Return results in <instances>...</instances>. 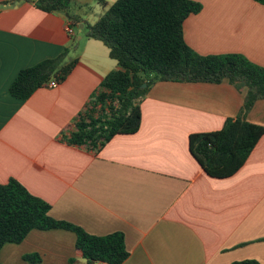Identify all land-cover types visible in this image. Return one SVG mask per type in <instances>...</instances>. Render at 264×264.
I'll return each instance as SVG.
<instances>
[{
    "label": "crops",
    "instance_id": "0c3cea01",
    "mask_svg": "<svg viewBox=\"0 0 264 264\" xmlns=\"http://www.w3.org/2000/svg\"><path fill=\"white\" fill-rule=\"evenodd\" d=\"M194 1L202 9L183 24L194 51L242 54L264 66V4ZM77 2L76 13L91 24L106 9L99 0ZM69 25L64 12L0 0V184L18 180L51 204L52 217L91 234L122 231L130 252L123 264H264V134L226 178L208 175L189 148L191 134L218 131L239 115L247 89L227 79L157 81L140 104L139 130L115 135L96 153L67 137L118 62L102 41L85 35L84 22L73 34ZM74 41L68 59L78 61L57 87L42 86L27 99L9 93L22 69L59 56ZM246 119L264 127V99ZM76 240L67 229H33L20 243H6L0 262L27 264L24 255L38 253L44 264H85Z\"/></svg>",
    "mask_w": 264,
    "mask_h": 264
},
{
    "label": "trees",
    "instance_id": "16d2710c",
    "mask_svg": "<svg viewBox=\"0 0 264 264\" xmlns=\"http://www.w3.org/2000/svg\"><path fill=\"white\" fill-rule=\"evenodd\" d=\"M46 12H64L75 28L86 24L84 33L102 41L118 67L107 74L79 114L67 141L99 152L117 134H132L141 126V102L157 81L213 82L228 80L239 91L247 89L239 115L226 120L222 129L194 133L189 137L191 154L204 171L215 178L235 174L264 134V127L249 122L247 113L264 99V66L242 54L201 55L185 41L183 24L202 9L194 0H115L94 23L76 13L77 0H25ZM264 4V0H256ZM77 42L54 58L22 69L9 93L29 98L51 79L64 81L78 59H68ZM146 84V87H143ZM51 204L31 193L16 179L0 184V250L6 243H20L33 229L62 228L76 236L77 254L85 264H123L130 255L122 231L105 235L50 215ZM27 264H44L38 253L24 255ZM71 258L70 263L75 264ZM0 264H4L0 262ZM231 264H263L257 259Z\"/></svg>",
    "mask_w": 264,
    "mask_h": 264
},
{
    "label": "built area",
    "instance_id": "2783aa9c",
    "mask_svg": "<svg viewBox=\"0 0 264 264\" xmlns=\"http://www.w3.org/2000/svg\"><path fill=\"white\" fill-rule=\"evenodd\" d=\"M67 31L70 33V34H73L75 32V29L72 27V26H68L67 27ZM59 84V82L56 80V79H51L50 81L44 83L43 86L45 87H57ZM94 264H102L100 261H97L95 262Z\"/></svg>",
    "mask_w": 264,
    "mask_h": 264
},
{
    "label": "water",
    "instance_id": "95a60500",
    "mask_svg": "<svg viewBox=\"0 0 264 264\" xmlns=\"http://www.w3.org/2000/svg\"><path fill=\"white\" fill-rule=\"evenodd\" d=\"M81 27H83V25H81ZM143 87H146V84H143Z\"/></svg>",
    "mask_w": 264,
    "mask_h": 264
},
{
    "label": "rangeland",
    "instance_id": "374dc122",
    "mask_svg": "<svg viewBox=\"0 0 264 264\" xmlns=\"http://www.w3.org/2000/svg\"><path fill=\"white\" fill-rule=\"evenodd\" d=\"M91 14H93V13H91ZM93 20H91V22H92Z\"/></svg>",
    "mask_w": 264,
    "mask_h": 264
}]
</instances>
